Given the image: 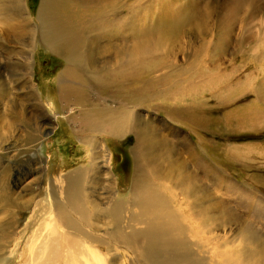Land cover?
<instances>
[{
	"label": "rangeland",
	"instance_id": "obj_1",
	"mask_svg": "<svg viewBox=\"0 0 264 264\" xmlns=\"http://www.w3.org/2000/svg\"><path fill=\"white\" fill-rule=\"evenodd\" d=\"M6 1L0 0V8ZM22 2L28 15L23 17L36 24L41 0ZM117 3L113 21L122 20L126 26L134 17L137 30L147 27L153 37H161L158 30L165 15L172 18L185 8H191L192 17L199 22V27L185 25L176 39L169 37L173 42L155 48L152 55L134 65L142 81L133 86V92H142L144 99L133 100L131 104L141 105L130 107L139 115L136 127L151 122L160 128L157 138H164L168 145V160L155 162L158 174L150 166L145 169H152L153 186L170 199L171 204L167 199L166 203L192 230L195 245L190 246L193 254L188 264H264V0ZM8 9L3 12L10 16L0 12V34L21 21ZM91 9V23L101 24ZM125 29L120 30L122 39L115 37L97 45L103 57H114L115 48L120 50L122 44V51L129 49L133 39ZM5 45L12 49L2 47L0 41V264H50L48 247L55 235L45 228L52 219L48 215L49 183L88 167L90 150L71 119L78 114L72 99L59 95L65 60L38 43L34 50L10 42ZM117 56L113 60L123 55ZM113 63L101 73L97 71V82L112 76L113 83L118 81L124 65ZM1 75L6 82L15 81L14 85L22 80L26 84L20 90L14 86V95H6ZM66 82L72 87L76 84L72 79L66 78ZM97 86H84L90 99L99 98L105 106L126 105L103 97L114 85L104 86L108 89L105 95ZM104 132L94 136L109 151L108 169L116 198L126 199L135 168L132 150L136 136L132 131L121 137ZM85 173V193L94 198L103 192L97 185L98 176L92 169ZM125 211L122 224L117 225L124 230L129 218ZM98 220L92 226L85 221V231H105L101 225L105 220ZM58 227L55 225L56 230ZM101 234L106 235L102 236L106 242L83 244L85 257L79 256L78 262H88L92 251L104 264H151L145 258L137 259L111 235ZM87 245L95 249L89 250ZM76 248L75 244L72 249Z\"/></svg>",
	"mask_w": 264,
	"mask_h": 264
},
{
	"label": "bare ground",
	"instance_id": "obj_2",
	"mask_svg": "<svg viewBox=\"0 0 264 264\" xmlns=\"http://www.w3.org/2000/svg\"><path fill=\"white\" fill-rule=\"evenodd\" d=\"M22 1L7 0L0 8L1 13L9 10L8 8L12 9V13L18 14L21 19V21L14 23L12 27L2 30L4 32L0 34L1 45L10 50L12 48L5 45L10 42L18 44L21 49L29 47V50H34L35 45L38 43L65 60L66 65L63 70L65 79L59 85V95L61 99L70 102V99H72V106L78 114L72 115L71 119L77 124L76 133L82 137V143L87 145L90 150L88 167L79 169L64 179H61L60 176L61 180L56 181L53 179L49 183L47 189L49 200L47 202L50 212L48 215L52 219L48 221L45 228L51 229V233L55 235L51 237L50 246L48 247V254H50V260H52L50 264H53V262L55 264L58 260L59 263L61 260L67 261V264H104L105 261H98L93 257V252L89 250L95 248L91 249V245V247L87 245L89 249L87 250L91 254L88 262L87 260L80 262L77 260L79 256L85 257L83 244L91 241V243L102 245L106 242L102 240V236L106 235L101 233L111 235L115 240L111 239L112 241L117 242L118 245L126 246L137 259L145 258L151 264H188L190 254H193L190 246L195 245L192 241V230L185 224V221L179 215L180 213L178 214L172 205L166 203L167 199L171 204L170 199L165 197L161 189H156L153 186L154 183L150 178L152 169H145V166H150L153 171H158L155 162L158 159L168 160V145L165 143L164 138H157L156 133L160 128H155L151 122L146 123V121L142 128L136 127L135 122L139 119V115L130 107L141 105L140 102L131 104L133 100L143 101L144 99L142 92L139 93L140 95H136V90L133 92L135 89L133 86L141 80L134 65L139 60L141 61L152 55L155 48L173 42L171 39H176L185 25L194 24L193 26L199 27V22L197 23L190 13L192 9L183 8L184 10L177 16L169 19L165 15V18H163L165 20L162 21V25L160 24L162 29L158 30L161 37H153L152 30L147 27L137 30L134 17L126 26L122 20L119 22L113 21L118 13V0H41L40 8L36 14V24L30 22V17H23L27 13ZM7 2H10V4H7ZM90 9L93 10L94 17L101 24L96 23L93 25L91 23ZM4 14L10 16V13ZM122 27H126L127 31L130 30L129 34L133 39V42H129V49L122 51V48H124L122 44L120 50L119 47L115 48L114 57H112L113 55L103 57V53L98 50L97 45L106 40L110 41L115 37L121 38L122 32L120 30ZM133 30L135 31L133 32ZM24 36H28L29 39L26 40ZM121 54L123 55L121 59L113 60ZM112 63L115 65L122 63L121 65H124L118 71V81L113 83V76H109V80L102 79V82H100L101 80L97 82L99 79L94 77L97 71L101 73ZM1 78H3V75H1ZM66 78L72 79L76 84L72 87L66 82ZM4 81L1 84L6 95L11 94L15 89L20 90L26 84L25 80L17 85H14L15 81L6 82V79ZM90 84L98 85L97 88L101 90L103 95L108 90L103 89L104 86L109 88V86L113 87L114 85L112 92L103 97L122 101L126 104L125 107L123 105L120 107L118 105L105 106L100 103L99 98L90 99L86 93V88ZM14 86H16L15 89ZM28 91V95L32 96L31 90ZM129 91H132V93ZM120 92H122V95ZM123 98L128 99L122 100ZM104 131L112 137H121L128 131H132L136 136V143L132 150L135 168L130 193L126 199L116 198L117 192H115L114 180L108 169L109 151H107L104 143L94 136V134L103 133ZM89 169L95 171L98 176L97 185H100V189L103 190L94 198L85 193L83 186L87 182L84 174ZM123 210L125 211L124 214H129L128 223L124 226L126 227L125 230L117 226L120 218L123 217L121 215ZM99 217L105 220V224L101 223V225L107 229L102 232L87 229L88 232H86L84 229L86 228L85 221L92 226V222H100ZM59 221L62 224H59ZM55 225L59 226V230L55 229ZM136 226L140 227L136 228ZM66 241L69 243L65 245ZM75 244L77 248L72 249ZM178 252L179 255H174ZM161 253L167 255V257L161 259L162 257L160 258L159 255ZM92 257L95 260L94 262ZM50 260L48 259V261Z\"/></svg>",
	"mask_w": 264,
	"mask_h": 264
}]
</instances>
